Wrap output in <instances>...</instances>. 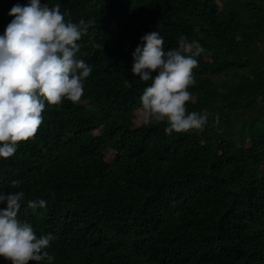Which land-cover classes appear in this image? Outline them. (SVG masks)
Instances as JSON below:
<instances>
[{
	"label": "trees",
	"instance_id": "1",
	"mask_svg": "<svg viewBox=\"0 0 264 264\" xmlns=\"http://www.w3.org/2000/svg\"><path fill=\"white\" fill-rule=\"evenodd\" d=\"M41 2L92 21L80 101L46 102L34 136L0 158V191L46 200L18 217L54 234L53 264H264V0ZM16 3L0 0V33ZM153 30L165 49L181 34L205 49L186 102L209 114L203 129L146 119L131 53Z\"/></svg>",
	"mask_w": 264,
	"mask_h": 264
},
{
	"label": "clouds",
	"instance_id": "2",
	"mask_svg": "<svg viewBox=\"0 0 264 264\" xmlns=\"http://www.w3.org/2000/svg\"><path fill=\"white\" fill-rule=\"evenodd\" d=\"M8 15L12 19L0 33V158L13 156L18 142L34 136L46 102H79L92 72L78 55V41L88 34L92 21L66 19L68 12L61 11L59 2L49 5L41 0L16 3ZM139 40L131 53L130 72L150 82L139 97L146 119L165 122L168 135L203 129L209 114L190 111L186 104L194 102L189 88L196 83L193 69L203 46L181 34L176 47L165 49L158 30L145 32ZM25 195L23 190L0 191V258L11 264H53L48 248L54 234L37 235L31 223L18 217L22 204L35 211L47 202L26 200Z\"/></svg>",
	"mask_w": 264,
	"mask_h": 264
}]
</instances>
